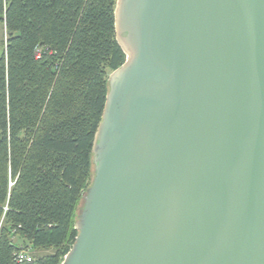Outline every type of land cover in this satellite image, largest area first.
<instances>
[{
	"label": "water",
	"instance_id": "95a60500",
	"mask_svg": "<svg viewBox=\"0 0 264 264\" xmlns=\"http://www.w3.org/2000/svg\"><path fill=\"white\" fill-rule=\"evenodd\" d=\"M93 177L61 264H264V0H116Z\"/></svg>",
	"mask_w": 264,
	"mask_h": 264
},
{
	"label": "trees",
	"instance_id": "16d2710c",
	"mask_svg": "<svg viewBox=\"0 0 264 264\" xmlns=\"http://www.w3.org/2000/svg\"><path fill=\"white\" fill-rule=\"evenodd\" d=\"M115 6L0 0V264H61L75 242L108 76L126 57Z\"/></svg>",
	"mask_w": 264,
	"mask_h": 264
},
{
	"label": "rangeland",
	"instance_id": "374dc122",
	"mask_svg": "<svg viewBox=\"0 0 264 264\" xmlns=\"http://www.w3.org/2000/svg\"><path fill=\"white\" fill-rule=\"evenodd\" d=\"M4 42H5V29H4V26H3V24H1L0 23V55L3 53V44H4ZM110 75V74H109ZM109 77V76H108ZM88 188V187H87ZM86 191V190H85ZM85 191H84V193H85ZM84 193L82 194V197H81V199H80V202H79V204H78V207H77V212H76V214H77V219H76V222H77V220H78V214H79V210H80V208H81V206H82V198H83V196H84ZM75 222V223H76ZM29 252H30V250L29 249H27ZM31 253V252H30ZM32 256V255H31ZM64 259V258H63ZM63 261V260H62ZM62 263V262H61Z\"/></svg>",
	"mask_w": 264,
	"mask_h": 264
},
{
	"label": "built area",
	"instance_id": "2783aa9c",
	"mask_svg": "<svg viewBox=\"0 0 264 264\" xmlns=\"http://www.w3.org/2000/svg\"><path fill=\"white\" fill-rule=\"evenodd\" d=\"M15 260L17 262H30L32 261V256L27 249H21L16 251Z\"/></svg>",
	"mask_w": 264,
	"mask_h": 264
}]
</instances>
